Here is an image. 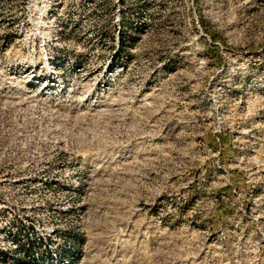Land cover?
<instances>
[{
	"label": "rangeland",
	"instance_id": "rangeland-1",
	"mask_svg": "<svg viewBox=\"0 0 264 264\" xmlns=\"http://www.w3.org/2000/svg\"><path fill=\"white\" fill-rule=\"evenodd\" d=\"M0 264H264V0H0Z\"/></svg>",
	"mask_w": 264,
	"mask_h": 264
}]
</instances>
